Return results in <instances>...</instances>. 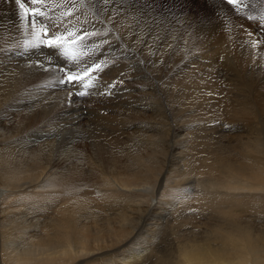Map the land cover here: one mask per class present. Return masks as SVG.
Masks as SVG:
<instances>
[{
    "label": "bare ground",
    "instance_id": "obj_1",
    "mask_svg": "<svg viewBox=\"0 0 264 264\" xmlns=\"http://www.w3.org/2000/svg\"><path fill=\"white\" fill-rule=\"evenodd\" d=\"M108 7L96 27L122 37L105 51L121 58L80 96L54 84L64 59L12 47L17 7L0 0V264H264V44L251 46L264 41V0H242L239 14L221 0ZM189 37L211 56L194 55L180 103L192 58L181 64L174 48ZM48 57L52 72L30 67ZM183 105L212 127L203 142Z\"/></svg>",
    "mask_w": 264,
    "mask_h": 264
},
{
    "label": "snow or ice",
    "instance_id": "obj_2",
    "mask_svg": "<svg viewBox=\"0 0 264 264\" xmlns=\"http://www.w3.org/2000/svg\"><path fill=\"white\" fill-rule=\"evenodd\" d=\"M96 2L104 6L100 12L94 10ZM113 2L114 0H14L18 16L16 27L23 38L14 40L12 47L25 54L31 52L36 55H40L42 49H48L64 59L72 67L55 66L58 75L54 77V84L75 86L78 88L77 94L84 96L96 88L110 64L114 65L121 58L120 55L105 56V51L106 46L112 47L113 40L121 41L122 37L110 35L111 30L108 27H96V23L105 24V19L100 16L110 10L108 6ZM221 3L232 6L238 14L240 13V9L236 7L239 0H221ZM88 5L93 9L92 15L97 17L95 22L85 16L84 9ZM106 19L111 23L115 17L108 16ZM255 19L251 15L248 16V20ZM260 20L261 27H264V16H261ZM10 35L15 37L16 34ZM248 35L252 36L254 33L249 32ZM261 44H264V41H252L251 46L258 48ZM168 47L172 45L169 44ZM128 51L127 48L122 49L124 58H127ZM97 53L105 58L100 59ZM46 60V63L43 60H35L30 67L52 72L54 66L51 58ZM117 83H123V80L114 81L108 88H115ZM80 87L87 91H80ZM69 94H72L70 88Z\"/></svg>",
    "mask_w": 264,
    "mask_h": 264
},
{
    "label": "rangeland",
    "instance_id": "obj_3",
    "mask_svg": "<svg viewBox=\"0 0 264 264\" xmlns=\"http://www.w3.org/2000/svg\"><path fill=\"white\" fill-rule=\"evenodd\" d=\"M169 36H170V34L169 33H167V34H165V37L167 38V40H170V38H169ZM185 40V41H184ZM192 40V41H191ZM205 40V38L204 37H201V38H198V39H194V38H191V37H189V38H183L180 42H179V44L178 43H176V47L174 48V51H176V55L178 56V54H179V56H178V58L180 59V60H182V62H181V64H183L184 63V61H188L189 59H191V61H188L185 65H183L182 66V70H181V73H180V78L179 79H177V85H178V90H179V94H177V100H178V102H180L181 103V101H182V99H183V101H184V96H186V95H188L189 94V92L188 91H191V89H188L189 87H187L188 86V84L190 83V81H188V80H190L191 79V83H193L194 84V55H196V56H201V57H203V59L202 60H205V59H207L208 60V58H206L207 56L208 57H210L211 55H206L205 53H201V55H199V53L201 52V51H205V48H204V46L206 45V43L207 42H205L204 41ZM205 43V44H204ZM190 45V46H189ZM204 45V46H203ZM178 47V48H177ZM185 47V48H184ZM177 48V49H176ZM203 50H202V49ZM193 49V50H192ZM201 50V51H200ZM188 51V52H187ZM198 51H200V52H198ZM192 52H193V54H192ZM195 53V54H194ZM192 54V55H191ZM204 54V55H203ZM190 56V57H189ZM185 59H184V58ZM200 68H202V69H206V67L205 66H201ZM199 68V69H200ZM198 69V71H200ZM189 72V75H188V77L190 78V79H188L187 80V78L188 77H185L186 79H183L184 78V75H186V74H188V72ZM186 72V73H185ZM185 73V74H184ZM192 75H193V78H192ZM196 76H199V72L196 74ZM181 79H183V80H186V81H184V83H183V81L181 80ZM181 82H180V81ZM190 83V84H191ZM181 84V85H180ZM192 84V85H193ZM185 86H186V90H185ZM180 88V89H179ZM188 90V91H187ZM180 95V96H179ZM182 95H184V96H182ZM181 97V98H180ZM179 98V99H178ZM182 101V102H183ZM193 105H185V107H184V105H183V107L185 108V113L186 112H188V111H190L189 112V114H184L183 116H185L186 115V118L188 117V119H182V121L183 122H185L184 123V125L183 126H185V128L188 126L189 128L187 129V132H189L190 133V135L191 134H193V135H191V137L192 138H196V139H198V138H200V139H198L200 142H203V141H201L202 139H204V136H207V135H209L210 134V132H211V130H212V127L210 128V126H208L207 124L205 125V123H202L201 122V117H199V116H197V117H195V115H193L194 114V107H192ZM183 108V109H184ZM193 115V116H192ZM195 118V119H193V118ZM199 117V118H198ZM191 118L193 119V120H191ZM197 118V119H196ZM195 120V122H193ZM187 122V123H186ZM192 124H191V123ZM199 123H201V124H199ZM188 124H190V125H188ZM199 124V125H198ZM202 124H204V125H202ZM203 127V128H202ZM204 127H208V128H204ZM202 128V129H201ZM196 129L197 130H199V131H196ZM205 131H204V130ZM201 130V131H200ZM193 131V132H192ZM207 131V132H206ZM200 132V133H199ZM204 132H205V134H204ZM183 133H185V132H183ZM197 133V135H195V134ZM207 133V134H206ZM204 134V135H203ZM225 134V135H224ZM221 135H224L225 137L227 136L226 135V133H221ZM220 135V136H221ZM223 137V136H222ZM225 137H223L224 139H226ZM197 140V141H198ZM205 140V139H204ZM198 141V142H199ZM227 144V142L225 141V143L223 142V145H226ZM210 147V146H209ZM211 147H212V149H214L215 148V146H214V148H213V145H211ZM211 149V150H212ZM186 150V152H188V150L187 149H185ZM214 150H216V149H214ZM217 152V151H216ZM215 152V153H216ZM192 153H193V151H192ZM202 153V155L206 158V161L208 162V164L210 165V166H213V165H215L216 163H215V160H217L216 158H215V153L214 152H212V151H207V152H201ZM210 153V155L208 156V154ZM186 158V157H185ZM187 159V158H186ZM194 163V162H193ZM191 164L190 166L191 167H193L192 165H194V164ZM182 164L183 165H187V161H183L182 162ZM259 210H263V209H259ZM259 210H256V211H259ZM126 254H130V253H125V255ZM138 256H145V257H148V258H151L152 256H153V254L152 253H138ZM132 257L133 256H130L129 258L130 259H132ZM177 261V259L175 260L174 259V262H176ZM169 263V262H168ZM168 263H166V264H168Z\"/></svg>",
    "mask_w": 264,
    "mask_h": 264
}]
</instances>
